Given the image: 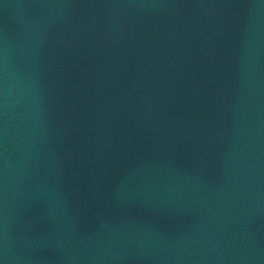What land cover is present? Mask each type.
Listing matches in <instances>:
<instances>
[{
    "label": "water",
    "instance_id": "95a60500",
    "mask_svg": "<svg viewBox=\"0 0 264 264\" xmlns=\"http://www.w3.org/2000/svg\"><path fill=\"white\" fill-rule=\"evenodd\" d=\"M0 264H264V0H0Z\"/></svg>",
    "mask_w": 264,
    "mask_h": 264
}]
</instances>
